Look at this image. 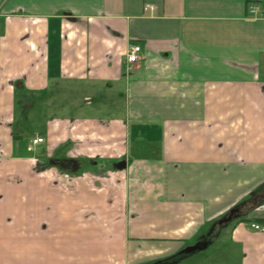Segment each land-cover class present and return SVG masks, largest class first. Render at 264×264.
Returning <instances> with one entry per match:
<instances>
[{
  "label": "crops",
  "instance_id": "crops-1",
  "mask_svg": "<svg viewBox=\"0 0 264 264\" xmlns=\"http://www.w3.org/2000/svg\"><path fill=\"white\" fill-rule=\"evenodd\" d=\"M257 3L0 0V264H264Z\"/></svg>",
  "mask_w": 264,
  "mask_h": 264
},
{
  "label": "built area",
  "instance_id": "built-area-1",
  "mask_svg": "<svg viewBox=\"0 0 264 264\" xmlns=\"http://www.w3.org/2000/svg\"><path fill=\"white\" fill-rule=\"evenodd\" d=\"M248 14L251 18L254 19L264 18V6L258 3L252 4L249 7ZM140 54H141V47L138 45L132 46L131 50L127 55V64H129L131 67L137 65L140 61ZM44 142L45 140L40 137L32 139L29 149L32 150L36 146L41 145ZM250 226L253 230L264 233V223H251Z\"/></svg>",
  "mask_w": 264,
  "mask_h": 264
},
{
  "label": "flooded vegetation",
  "instance_id": "flooded-vegetation-1",
  "mask_svg": "<svg viewBox=\"0 0 264 264\" xmlns=\"http://www.w3.org/2000/svg\"><path fill=\"white\" fill-rule=\"evenodd\" d=\"M62 155L63 154H57L56 155V152H54V153H52L50 156H49V158H54V159H58L59 157H62ZM85 160H83V162H84ZM120 161H125V159L124 158H120L119 160H116L115 162H111L110 164H107L106 165V167L105 168H100L99 170H102L103 172H106V171H109L110 169L111 170H117V169H121V168H123V166L125 165V163L124 164H121V163H119V164H117L118 162H120ZM88 166V165H87ZM98 170V169H97ZM239 212H240V210H239ZM238 212V213H239ZM237 213V214H238ZM237 214H235V216L237 215ZM229 216V215H228Z\"/></svg>",
  "mask_w": 264,
  "mask_h": 264
},
{
  "label": "rangeland",
  "instance_id": "rangeland-1",
  "mask_svg": "<svg viewBox=\"0 0 264 264\" xmlns=\"http://www.w3.org/2000/svg\"><path fill=\"white\" fill-rule=\"evenodd\" d=\"M51 110V107H47V106H45V107H43V108H40V110L43 112V111H45V110H47V112H45L44 113V115H49V113H50V111H48V110ZM58 111H55V114H57L58 116H61V113H57ZM47 113V114H46ZM35 119L37 120L36 121V124L37 123H39V125H40V122H41V120H40V118H38L37 116L35 117ZM24 123V122H23ZM40 128V127H39Z\"/></svg>",
  "mask_w": 264,
  "mask_h": 264
},
{
  "label": "water",
  "instance_id": "water-1",
  "mask_svg": "<svg viewBox=\"0 0 264 264\" xmlns=\"http://www.w3.org/2000/svg\"><path fill=\"white\" fill-rule=\"evenodd\" d=\"M238 212H239L238 208H235V209L231 210L228 218L222 220L220 223L231 221L233 219V217L235 216V214H237Z\"/></svg>",
  "mask_w": 264,
  "mask_h": 264
},
{
  "label": "trees",
  "instance_id": "trees-1",
  "mask_svg": "<svg viewBox=\"0 0 264 264\" xmlns=\"http://www.w3.org/2000/svg\"><path fill=\"white\" fill-rule=\"evenodd\" d=\"M258 222H260V223H264V220H257Z\"/></svg>",
  "mask_w": 264,
  "mask_h": 264
}]
</instances>
